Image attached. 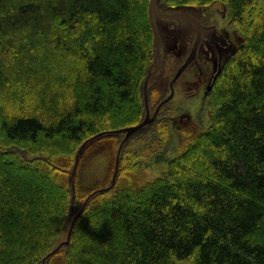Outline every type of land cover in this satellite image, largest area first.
Segmentation results:
<instances>
[{
  "label": "trees",
  "instance_id": "16d2710c",
  "mask_svg": "<svg viewBox=\"0 0 264 264\" xmlns=\"http://www.w3.org/2000/svg\"><path fill=\"white\" fill-rule=\"evenodd\" d=\"M226 1L242 44L168 157L164 106L114 132L145 116L149 0H0V264H264V0ZM164 96L149 81V108ZM90 142L101 182L81 177Z\"/></svg>",
  "mask_w": 264,
  "mask_h": 264
},
{
  "label": "rangeland",
  "instance_id": "374dc122",
  "mask_svg": "<svg viewBox=\"0 0 264 264\" xmlns=\"http://www.w3.org/2000/svg\"><path fill=\"white\" fill-rule=\"evenodd\" d=\"M163 1H168L173 5L175 4L171 0H159L157 5L160 6ZM207 8L199 6H175L169 8V11L175 12V10H179L182 12L185 11L190 15L192 14L191 16L194 15L193 17L202 26L206 27L208 23H212L214 20V17ZM225 17L233 33L224 31L223 25H221L222 28L218 26V32L229 37L230 45L224 49V52H219V58L214 63L209 46L202 43L199 47L197 57L172 83L174 89L173 97L163 105L166 109L162 112V117L169 122L172 133V147L167 153L168 157L176 155L186 141L210 125V111L205 101L208 88L214 76L222 69L227 56L234 49L238 48L243 41V36L240 31L230 21L231 16L227 8L225 9ZM216 23L218 22L216 21ZM155 24L160 36L162 57L161 62L158 63L160 64V68L150 80V84L164 87V97H167L170 94V82L177 68L187 58L196 32L195 26L187 18L166 21L156 15ZM234 27L236 28L235 31ZM203 33L206 36V31H203ZM156 66L157 63L153 65L152 70ZM153 111L151 110V113ZM85 150L87 151V157L81 172L82 179L87 176V180L103 181L109 166L111 156L110 148L97 142H90L87 144ZM166 167V161L143 163L134 173L131 187H137L146 181L156 178L166 170ZM18 172H21V170ZM93 224H95L94 221L91 225ZM84 234L86 235V232Z\"/></svg>",
  "mask_w": 264,
  "mask_h": 264
},
{
  "label": "flooded vegetation",
  "instance_id": "af4514ba",
  "mask_svg": "<svg viewBox=\"0 0 264 264\" xmlns=\"http://www.w3.org/2000/svg\"><path fill=\"white\" fill-rule=\"evenodd\" d=\"M171 1L175 2V4L173 5V4H170L168 1H163L160 4V6L157 5V8L160 11L166 13V12H170L169 8H173L175 6H178V7H180V6H187V7L188 6H192V7L199 6V7H203V8L208 7L207 10L210 11L211 15L214 17V20H216L218 23H216V21L213 20V22L208 23L206 27L203 26L201 38H200V41H199L197 49H196V57L198 55V50H199L200 45L202 43H205L209 46L211 53H212V58L214 59V63H215L216 59L219 58V52H224V49L230 45L229 37L227 35L219 33L218 32V26H220L222 28L221 25H223L224 31H228L229 33H233L230 26H229L227 18L225 17V9L227 8V1L226 0H171ZM170 13H184V14L190 15L189 13H186L185 11L182 12L179 10H175V12H170ZM156 15L159 16L160 18H162L163 20H166V21L179 19V18H187L188 20H190L193 23V21L188 17H176L173 19H167V18L161 16L159 13H156L155 16ZM230 21L232 23V19H230ZM193 25L195 26L194 23H193ZM235 30L236 29H234V31ZM203 31H206V36L204 35ZM195 32H196V34H195L194 41L196 40V38L198 36L197 35L198 31H197L196 26H195ZM194 41H193V44H194ZM193 44H192V46H193ZM192 46H191V49H192ZM191 49H190V51H191ZM236 49H234L227 56L224 63L236 51ZM160 50L162 52L161 44H160ZM159 68H160V66L158 65L155 68V70L153 71V73L158 72ZM219 72H220V70H219ZM149 109H151V107Z\"/></svg>",
  "mask_w": 264,
  "mask_h": 264
},
{
  "label": "water",
  "instance_id": "95a60500",
  "mask_svg": "<svg viewBox=\"0 0 264 264\" xmlns=\"http://www.w3.org/2000/svg\"><path fill=\"white\" fill-rule=\"evenodd\" d=\"M156 2L157 0H149V3H148V16H149V21H150V24H151V27H152V30H153V35H154V40H155V48H156V58L158 56H160V48H159V34H158V31H157V28H156V25H155V22H154V12L155 13H159L161 16L167 18V19H173V18H176V17H188L190 18L194 24L196 25L197 27V31H198V36L193 44V47H192V50L189 54V56L187 57V59L185 60V62L178 68L175 76L173 77V80L174 81L181 73L182 71L187 67V65L192 62L195 58V55H196V49H197V46H198V43L200 41V38H201V33H202V28L203 26L195 19L193 18L192 16L188 15V14H184V13H170V12H162L160 11L157 7H156ZM151 76V72H148L145 80H144V83H143V91H144V99H145V107H146V115H145V118L138 124L136 125H132V126H128V127H124V128H121V129H118V130H115L114 132H117V133H125V137L124 139L126 140L131 134H133L134 132H136L137 130L141 129L142 127H144L146 124L150 123L151 121L154 120L155 116L157 115V112L160 108V106L168 101L172 95H173V89H171V92L169 94V96L167 98H165L158 106L157 108L155 109L154 113L150 116V113H149V110H148V101H147V86H148V81H149V78ZM172 86V82H171V85ZM96 137V136H94ZM114 183V180H112V184ZM68 242V239L66 240V243Z\"/></svg>",
  "mask_w": 264,
  "mask_h": 264
}]
</instances>
